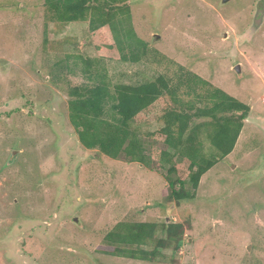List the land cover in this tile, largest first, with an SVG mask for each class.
<instances>
[{"label":"rangeland","instance_id":"1","mask_svg":"<svg viewBox=\"0 0 264 264\" xmlns=\"http://www.w3.org/2000/svg\"><path fill=\"white\" fill-rule=\"evenodd\" d=\"M128 2L148 54L106 61L108 80L144 82L182 66L250 107L236 144L180 202L158 165L82 148L66 83L54 87L50 72L66 55L97 57L86 23L45 27L42 0H0V264H264V0ZM160 126L153 116L140 126L146 153L144 133ZM162 220L189 222L177 251L153 262L107 254L103 238L117 223Z\"/></svg>","mask_w":264,"mask_h":264},{"label":"trees","instance_id":"2","mask_svg":"<svg viewBox=\"0 0 264 264\" xmlns=\"http://www.w3.org/2000/svg\"><path fill=\"white\" fill-rule=\"evenodd\" d=\"M41 7L45 27L86 23L89 45L97 52L94 58L66 55L50 72L54 87L66 83L60 91L82 148L146 168L158 165L165 169L171 199H194L200 178L232 152L250 107L182 66L144 82L112 84L106 61L119 56L118 61L138 64L149 50L134 31L128 0H42ZM66 73L82 81L71 84ZM151 116L161 126L144 133L152 144L146 153L139 129ZM189 226L119 222L103 242L111 256L153 262L160 250L177 251ZM147 245L152 249L142 248Z\"/></svg>","mask_w":264,"mask_h":264},{"label":"water","instance_id":"3","mask_svg":"<svg viewBox=\"0 0 264 264\" xmlns=\"http://www.w3.org/2000/svg\"><path fill=\"white\" fill-rule=\"evenodd\" d=\"M228 0H222V3H225L227 2ZM235 72H239L240 71V66L239 65H236L235 68H234ZM74 221L76 222V219H74ZM167 222V221H166Z\"/></svg>","mask_w":264,"mask_h":264}]
</instances>
